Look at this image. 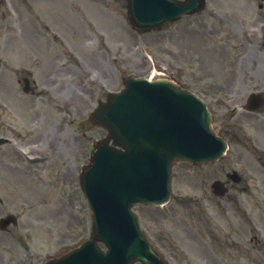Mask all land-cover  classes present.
Listing matches in <instances>:
<instances>
[{
    "label": "rangeland",
    "instance_id": "374dc122",
    "mask_svg": "<svg viewBox=\"0 0 264 264\" xmlns=\"http://www.w3.org/2000/svg\"><path fill=\"white\" fill-rule=\"evenodd\" d=\"M125 1L61 0L62 4L57 9L49 8L41 0H4L0 5V46H2L1 59L3 60L0 64L2 68H0V90H11L14 92L12 94L16 93L25 99L26 95L23 94L20 89L21 85L18 83V79L26 74L23 69H29L37 87L42 88L48 83L45 78L52 68L50 57L59 54L63 58L62 65H66V69L62 74L58 72V75L53 76L57 78L56 85L62 86L58 93L68 97L70 89L78 87L85 90L92 99L87 105L79 103L66 111L73 122L68 125L67 133L64 131L63 134L70 139L72 149L75 148L74 151L78 153L76 156L77 165L85 161L91 140L103 134V130L99 128L80 135L76 131V122L86 116V112L94 105L98 97H103L97 88L86 85L84 79L86 69H98L104 77H107V88L110 89L121 87L122 71H132L137 75H152L153 77L162 74L170 76L174 73L185 83L189 82V74L197 75V69L201 65L200 54L205 51L200 32L196 31L199 27L198 21L202 22V26L207 25V29H209L208 22L212 17L209 10L212 6L223 8L224 13V9L231 10L230 6H227L230 5V2H224L226 0H207L205 8L195 15L183 16L175 22L165 24L158 30L137 33L126 19ZM231 3H235V1H231ZM4 4L14 7L15 14L8 16ZM92 13L95 14L98 22L92 21ZM75 18L80 20H74ZM87 25L94 26L95 29L88 28ZM76 31L80 32L82 36H94L91 46L79 44L68 46L82 58L83 65L80 64L78 67L72 63L73 59L65 51V48L58 42L54 43L56 39L54 34L68 39L75 35ZM97 44L100 46L96 47ZM109 49L112 50L110 68L107 67L104 58L105 50ZM13 55H23L30 58L31 61L29 64H22V62L16 61ZM8 56L14 59V67L11 66L13 60L11 61ZM4 57L7 60H4ZM80 66H84V70ZM6 70L11 71L13 75ZM3 71L7 77H12V82L11 79L9 81L7 79L6 85L11 82L8 87L2 86L5 80ZM64 73L66 75H63ZM191 76L197 78L192 74ZM62 81H64L63 84ZM11 99L14 102L13 98ZM11 99L6 91H0V106L8 105L7 100L11 101ZM58 107H51L47 116L45 111L43 112L46 124L50 125L52 118L55 115L58 116ZM2 121L4 122L0 126L9 123V120L5 118ZM70 144H68V150H70ZM235 147L237 146L230 144L225 159L218 164L197 166L187 163L176 164L175 178L173 179L174 196L167 206L155 208L135 206L141 222L150 233L155 245L162 250L166 257L169 256L174 264H213L210 256L203 255L200 245L191 247L190 241L184 239L182 234L187 231L189 224L195 229L201 228L200 219L195 210L196 205L199 204L201 210L206 209L210 213H220L222 212L220 204L231 201L229 195L234 191L229 192L225 199L218 201L215 207L214 204L217 200L205 191L204 187L219 172L220 167L222 169H238L241 164L254 163L251 159L252 156L236 155ZM3 153L6 155L7 151H3ZM3 158L7 159V157ZM15 162L21 164V160ZM0 163H2L1 160ZM246 169V175H253L256 180L258 179L256 176H258L261 182V185L257 182V185L250 187L249 192L254 194L256 200L264 201V171L257 168L255 172H251L248 168ZM28 172V178H35L34 169L28 168ZM74 172L73 175H75ZM42 175L49 181L48 173L44 174L43 172ZM1 180L2 178H0V182ZM55 180L49 182L51 185L47 183L44 193L53 202L52 205L57 207V211H45V213L39 212L45 207H39L36 212L24 210L29 206L25 201L35 197V193L26 190L20 195L16 190L13 197L8 194V187L0 186V217L8 213L20 217L17 226L11 230L14 236H3L0 254L5 253L3 250L5 244L13 245L17 250L26 246L28 242H32L35 248L45 251L54 250L58 244L65 240L70 243L62 246L69 247L78 243L89 232V211L76 184L75 177L65 175L63 171L58 181ZM204 182L205 184H203ZM242 197L250 203L251 195L244 192ZM194 198L196 199L195 205L194 200H190ZM244 207L249 211L246 201ZM50 212L53 213L49 215ZM54 212L57 214L54 215ZM41 215L46 216L38 219ZM217 218L220 217L217 216ZM217 221L221 223L220 219ZM8 259L10 258L6 256V260ZM12 259L17 258L13 257ZM13 261V264H17L16 261Z\"/></svg>",
    "mask_w": 264,
    "mask_h": 264
},
{
    "label": "water",
    "instance_id": "95a60500",
    "mask_svg": "<svg viewBox=\"0 0 264 264\" xmlns=\"http://www.w3.org/2000/svg\"><path fill=\"white\" fill-rule=\"evenodd\" d=\"M126 82H127L126 83L127 88L123 90V92H121L120 94L109 99V102L113 106H115L116 114L119 115L120 118L116 120H114L113 118H109L110 121H108L107 115H108V112L110 111L109 110L110 104L107 107L105 106L100 107V109L96 112V115L94 116L97 120L101 121L103 124L107 126V128L109 129L110 133L113 136H114V133L127 131L124 138H122V136H119V140L123 143H124L123 140L128 138L129 134L134 135L132 134V124L141 117L147 118L146 115H149L155 111L156 101L158 97H159L158 100H165V102H169L174 107H176V109H171L170 111H167V112H163V110L159 112L160 117L156 120L159 121V119L166 118L167 123H169L170 121H173L169 117L174 111L176 115H179L176 112V110H180L179 109L180 107H182L183 105L188 106L189 104H191L190 102H192L191 99L187 98L186 95L182 91L178 90L175 86H173L172 84L168 82L160 81V82L150 83L148 84V86L145 87V90H141L139 87V84L145 83L144 81L128 80ZM160 97L162 99H160ZM167 107L172 108V106H167ZM155 116L156 115H152L151 116L152 118L148 117V121L151 122L155 120L153 118ZM201 127L204 130L203 124L201 125ZM190 135H192V133H190ZM202 137L203 135H199L198 142L201 143ZM168 142L170 144V141ZM163 148L166 149V146H163ZM109 154H111L112 156H115V153L109 152ZM167 154L169 155L170 152L167 151ZM127 155H129V153H127L126 156ZM152 157L155 159L151 160L150 158V161L148 163L141 161L140 164H143L144 166H141L140 169L142 171H145L146 173L154 172L160 175L166 174L168 165L170 163L169 156L167 157L162 156V154H159L155 151L152 154ZM160 160L162 162L161 164L159 162ZM152 165H156V166H152ZM140 169L137 171L138 173ZM127 202L129 201H126V203ZM134 229H135V226H133V231L135 233ZM98 230H101V228L99 227ZM95 232L101 236L99 231L95 230ZM105 236L109 237L108 234H106ZM137 241L138 239L135 233L134 243H136ZM89 248L90 247L88 246V244H86L85 249L88 250ZM115 252L116 250H112L111 254H114Z\"/></svg>",
    "mask_w": 264,
    "mask_h": 264
},
{
    "label": "flooded vegetation",
    "instance_id": "af4514ba",
    "mask_svg": "<svg viewBox=\"0 0 264 264\" xmlns=\"http://www.w3.org/2000/svg\"><path fill=\"white\" fill-rule=\"evenodd\" d=\"M257 86H259V84H257Z\"/></svg>",
    "mask_w": 264,
    "mask_h": 264
}]
</instances>
